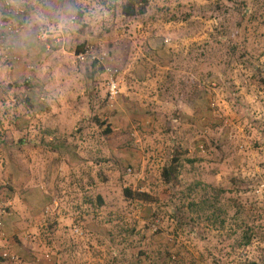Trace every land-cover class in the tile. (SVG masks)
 <instances>
[{"label":"rangeland","instance_id":"1","mask_svg":"<svg viewBox=\"0 0 264 264\" xmlns=\"http://www.w3.org/2000/svg\"><path fill=\"white\" fill-rule=\"evenodd\" d=\"M126 2L0 0V264H264V0Z\"/></svg>","mask_w":264,"mask_h":264},{"label":"trees","instance_id":"2","mask_svg":"<svg viewBox=\"0 0 264 264\" xmlns=\"http://www.w3.org/2000/svg\"><path fill=\"white\" fill-rule=\"evenodd\" d=\"M149 0H127L126 4L123 6L122 14L127 18H133L143 15L146 12V6ZM246 4V3H244ZM246 16V12L244 13ZM77 55L84 53V47H79L76 51ZM162 178L165 184H176L178 183V171L174 164L166 166L162 172ZM201 186H198L200 188ZM198 188L193 191L191 188H181L175 198L171 200L175 205L173 211L184 212L186 210L201 207H213V204L219 203V195L221 192H217L212 186L201 187V193H199ZM196 195H193V194ZM124 197L128 200L150 203L152 200L150 196L144 192H133L132 190L125 189ZM181 205V202L186 203ZM236 204V202H234ZM237 205V204H236ZM237 212L235 214V229L230 228L227 235H222L223 243L230 241L232 243V249L247 247L252 244L255 238H258L262 233H264V208L258 209L257 206L248 208L237 206ZM175 209V210H174ZM214 215V214H213ZM212 217V216H211ZM213 219V220H210ZM215 224L218 223V218H210ZM224 231L225 221L221 222ZM227 248V251H230Z\"/></svg>","mask_w":264,"mask_h":264},{"label":"clouds","instance_id":"3","mask_svg":"<svg viewBox=\"0 0 264 264\" xmlns=\"http://www.w3.org/2000/svg\"><path fill=\"white\" fill-rule=\"evenodd\" d=\"M100 13H93V16L96 17V16H99ZM104 15H107V13H104Z\"/></svg>","mask_w":264,"mask_h":264},{"label":"built area","instance_id":"4","mask_svg":"<svg viewBox=\"0 0 264 264\" xmlns=\"http://www.w3.org/2000/svg\"><path fill=\"white\" fill-rule=\"evenodd\" d=\"M115 86L112 87V92L115 93Z\"/></svg>","mask_w":264,"mask_h":264}]
</instances>
